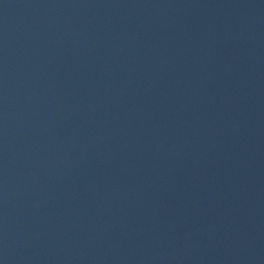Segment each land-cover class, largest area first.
Returning <instances> with one entry per match:
<instances>
[{"label":"water","instance_id":"obj_1","mask_svg":"<svg viewBox=\"0 0 264 264\" xmlns=\"http://www.w3.org/2000/svg\"><path fill=\"white\" fill-rule=\"evenodd\" d=\"M207 0H0V264H18L96 136Z\"/></svg>","mask_w":264,"mask_h":264}]
</instances>
